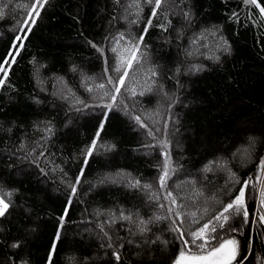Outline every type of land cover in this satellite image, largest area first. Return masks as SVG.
<instances>
[{"label": "trees", "instance_id": "trees-1", "mask_svg": "<svg viewBox=\"0 0 264 264\" xmlns=\"http://www.w3.org/2000/svg\"><path fill=\"white\" fill-rule=\"evenodd\" d=\"M31 2L0 0V10L4 13L0 18V61L12 50L14 37L23 36L20 28L27 16L25 5ZM258 3L264 7V0H258ZM169 7L175 14L169 15L171 26L168 31L152 27L145 37L150 45V62L158 65V84H163L169 96L179 97L171 109L177 122H169L168 133L173 142V160L182 167L168 184L171 187L174 182L195 177L206 196L222 195L218 190L223 187L227 174L223 171L203 173V166L210 160L224 158L243 180L249 175L255 176L264 153V128L257 123L260 120L264 124V18L260 17L255 6H245L243 0H183L182 3L175 0V4L168 0L163 8ZM119 11L112 0H49L40 10L39 18L24 41V49L12 65L9 74L12 87L6 86L0 91V186L16 191L8 214L0 218V264H20L21 260L27 264H46L59 224L57 217L63 214L69 189L61 182L62 173L56 171L43 175L31 162L32 157L25 159V153L16 149L22 141L29 149L36 147L39 141L46 149L45 157L62 167L68 177L77 173L82 161L80 149L96 131L102 110L89 108L81 111L84 117L73 116L72 113L79 112L69 111L67 102L60 98L63 84L58 78L63 77L81 97L89 96L80 86L79 72L73 73L71 68L76 66L90 76H101L102 59L87 41L103 45L111 57V52L107 51L111 40L105 38L129 28L128 23L119 18ZM183 11H190V20L184 19ZM234 13L239 22L232 19ZM144 14L145 17L149 14L147 5ZM114 15L117 19L113 21ZM159 22L153 20L154 25ZM143 27V23L132 25L131 30L138 33ZM214 28L222 29L219 34L231 45L230 54L217 50L218 37L208 32L204 42L207 47L191 45L196 34ZM186 49H191L194 54L186 55ZM213 54L220 57L218 62L206 58ZM33 58L38 65H44L40 71L42 85L35 82V65L30 63ZM190 60H196L201 70L191 71L190 77L175 76V69L179 66L182 70ZM170 76L173 78L169 79ZM41 87L45 93L39 91ZM57 98H60L59 102L55 100ZM37 99L41 102L37 103ZM170 102L155 88L143 96L126 98V103L136 112H153L159 108L162 117L157 127L162 130ZM68 120L71 123L65 127ZM49 122L53 133L46 142L40 141L44 133L37 131V126L43 129ZM176 128L178 132L174 131ZM176 134L181 140V148L175 146ZM250 136L255 138V145L251 160H247L242 151L248 147ZM102 137L115 147L112 151L95 155L85 170L86 179L69 209L70 222L65 223L61 232L54 264H115L112 250L100 247L102 241L98 238L96 224L106 217L97 220L94 215L97 209L106 211L122 207L139 210L146 219L154 213H161L138 190L126 188L122 183H98L105 175L120 171L131 173L145 182H155L159 174L156 165L162 157L159 148L142 147L149 140L145 129L124 111L114 108L109 113ZM237 149L241 152L234 157ZM41 164L48 170V164L43 161ZM235 187L238 189L239 185ZM181 191L187 192L188 186ZM254 206L255 199H249L250 211ZM129 227L132 226L126 222H118L110 229L114 237L125 238L118 241L124 243L121 264H171V257L178 253L180 243L177 234L168 230L167 220L150 225L152 230L148 233L150 239L159 235L161 240H167L166 246L159 241L140 248L129 245L128 239H144L139 235L132 236ZM184 227L187 231L188 225ZM86 228L94 232H85ZM248 234L249 228L246 227L244 235L239 237L242 244ZM15 241L21 242L19 249L10 246ZM255 254L264 255V244L259 240L255 243ZM249 261L255 264L253 257H249Z\"/></svg>", "mask_w": 264, "mask_h": 264}, {"label": "snow or ice", "instance_id": "snow-or-ice-1", "mask_svg": "<svg viewBox=\"0 0 264 264\" xmlns=\"http://www.w3.org/2000/svg\"><path fill=\"white\" fill-rule=\"evenodd\" d=\"M48 2L49 0H32L29 5H25L27 16L23 21V26L20 28V31L24 34L23 36L16 35L14 37L12 50L0 61V91L6 86L12 87L9 80L12 65L16 63V58L21 50L24 49V41L27 40L28 34L31 33L32 26L36 23V18H39L40 10ZM112 2L120 10L119 18L125 20L129 28L125 31L118 30L114 35L105 38L106 40H111V47L107 49V51L111 52V57L106 54V49L103 45H98L92 40L87 41L99 54V58L102 59L104 67L101 76L99 78L95 75L90 76L82 70H78L76 66L71 68L73 73L79 72L81 76L80 86L89 96L81 97L74 88L64 81L63 77L58 78V81L63 84L60 98L67 102L69 111L81 112L89 108L102 110L96 131L91 139L80 149L79 154L82 157V161L77 173L73 177H68L62 167L45 157L46 149L44 144L39 141L36 147L31 149L22 141L16 149L17 152L22 151L25 153V159L32 157L31 162L40 169L43 175H49V172L55 173L56 171L62 173L61 182L69 189L63 214L57 217L59 224L46 257V264H54L57 245L61 240V232L65 223L70 222L68 220L69 209L73 204V199L78 196L81 184L86 179L85 170L90 166V161L93 160L95 155L112 151L115 147L113 144L106 143L102 137L109 120V113L114 108L124 111L125 115H128L140 128L145 129L149 140L142 147L146 149L159 148V156L162 157V160H159L156 165L159 174L155 178V182L142 181L141 178L133 177L131 173L124 171L105 175L98 181L100 184L122 183L126 188L138 190L146 196L149 203L155 204L161 210V213H154L147 219L141 216L139 210H125L122 207L106 211L97 209L94 212L97 220L101 216L106 217L103 221L96 224V228L99 230L97 235L102 241L100 247L112 250L111 256L115 264H121L122 260H124L121 251L124 248V243H119L118 241L125 240L124 237H114L110 231L116 223L126 222L132 226L128 228L132 236L139 235L144 237L143 241L127 240L129 245L134 244L135 247L140 248L142 245L156 244L158 241L165 246L168 244V241L161 240L159 235H156L155 239L148 237V233L152 230L150 225L162 220L169 222L168 230L177 234L176 238L180 243L178 253L171 257V264H246V262L251 264L249 257H253L255 264H264V255H253L256 241L259 240L261 244H264V227H261L264 226V157L259 159L255 176L249 175L243 180L236 172L232 171L226 159L217 158L208 161L201 169L203 173L223 171L227 174L223 187L218 190L222 195L212 194L206 196L204 188L199 185L195 177H188L183 181L174 182L171 187L169 186L168 181L182 167L173 160V142L169 138L168 133L169 122L172 124L177 122L171 115V109L178 102L179 97L174 94L169 96L164 91L163 84H158L160 75L157 71L158 65L150 62L148 52L150 45L146 43L145 37L152 27H158L162 31L167 32L171 26L169 15L175 14V12L172 7L163 8V5L168 3V0H112ZM171 2L175 4V0H171ZM182 2L183 0H181ZM243 2L245 6H255L259 10L260 17L264 18V7L258 3V0H243ZM146 5L149 8V14L145 17L144 9ZM3 15V11L0 10V18H3ZM183 17L185 20H190V11H183ZM111 19L114 21L117 16L114 15ZM154 19L160 22L154 25ZM232 19L239 22L235 13ZM141 23L144 24V27L138 33L131 30L132 25L139 26ZM221 31L222 29L215 28L210 31L204 30L196 34L190 43L197 48L207 47L204 42L207 39L205 33L208 32L210 35L218 37L217 50L230 54L231 45L223 35L219 34ZM16 42H18V46ZM185 52L188 56L194 54L191 49H186ZM206 58L215 59L217 62L220 59L215 54ZM30 63L35 65L33 73L35 82L37 85H42L43 80L40 71L44 65H38L35 58ZM193 68L197 71L201 70V66L193 65ZM179 74L180 67L178 66L174 75L178 76ZM139 77H143V79L141 80ZM172 78L171 76L169 77V79ZM177 85L180 86L178 80ZM154 88L171 101L166 109L167 114L163 118V130L157 127L162 117L159 108L153 112H136L134 108H130L126 103V98H132L137 95L143 96L145 93H151ZM40 90L45 91L43 87ZM36 102L40 103L41 101L37 99ZM8 131L10 132L11 129H8ZM37 131L44 133L40 137V141L46 142L53 133V128L49 122L43 129L37 126ZM174 131L178 132L179 129L176 128ZM157 133H161V136L158 137ZM254 145L255 138L248 137V147H244L242 151L245 159L251 160ZM176 147H180L178 142ZM37 148L43 150L37 152ZM239 152H241V149H237L233 156L235 157ZM41 161L49 165L48 170L42 166ZM236 185H239L238 189L235 187ZM185 186H188V191L182 193L181 190ZM15 191L6 190L0 186V218L8 214L9 209L12 207ZM224 197L229 198L225 199ZM249 199L256 200V207L252 211L248 207ZM185 225H188L187 231L185 230ZM195 225H198V227H193ZM246 227L249 228V234L242 244L239 237L244 235ZM10 246L14 249H19L21 242L15 241ZM20 264H27V261L21 260Z\"/></svg>", "mask_w": 264, "mask_h": 264}, {"label": "rangeland", "instance_id": "rangeland-1", "mask_svg": "<svg viewBox=\"0 0 264 264\" xmlns=\"http://www.w3.org/2000/svg\"><path fill=\"white\" fill-rule=\"evenodd\" d=\"M196 63H197L196 60H195V61L190 60V61L186 62L185 65H184V67L182 68V70H180V74H181L182 76H184V77H190L189 75L191 74V71H192V72L195 71V69L193 68V65H197V66L199 65V64H196ZM203 69L205 70V67H203ZM202 73H203V72H202ZM202 73H201V74H202ZM174 83H176V82H174ZM39 91H40L41 93H45L44 91H41L40 89H39ZM55 97H56V96H53V98H55ZM59 99H60V98H57V99H55V100H57V101L59 102ZM183 106H186V104L183 103ZM72 114H73V116H75V117H77V118H82V117H84L83 114H82L81 112H79V113H72ZM81 114H82V115H81ZM179 116H180V115H179ZM70 123H71V121L68 120L64 126L66 127L67 125H70ZM257 123H259V127H260V128H264V124H263L260 120L257 121ZM174 137L176 138L175 146H176L177 142H178L179 145H180V147H176V148H181V140H180V139H177V138H178V134H176ZM175 138H174V139H175ZM141 153H142V152H140V154H141ZM143 153H144V152H143ZM253 210H254V208H253ZM86 229H87V231L90 232V233H93V232H94L93 229H88V228H86ZM86 229H84L85 232H86Z\"/></svg>", "mask_w": 264, "mask_h": 264}, {"label": "water", "instance_id": "water-1", "mask_svg": "<svg viewBox=\"0 0 264 264\" xmlns=\"http://www.w3.org/2000/svg\"><path fill=\"white\" fill-rule=\"evenodd\" d=\"M263 157H264V153H263ZM256 207V200H255V206H254V208Z\"/></svg>", "mask_w": 264, "mask_h": 264}]
</instances>
